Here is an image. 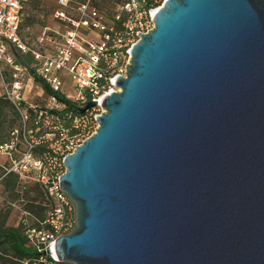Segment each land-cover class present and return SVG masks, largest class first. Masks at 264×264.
I'll list each match as a JSON object with an SVG mask.
<instances>
[{"label":"water","instance_id":"1","mask_svg":"<svg viewBox=\"0 0 264 264\" xmlns=\"http://www.w3.org/2000/svg\"><path fill=\"white\" fill-rule=\"evenodd\" d=\"M153 19L65 159L58 261L264 264V0H166Z\"/></svg>","mask_w":264,"mask_h":264},{"label":"built area","instance_id":"2","mask_svg":"<svg viewBox=\"0 0 264 264\" xmlns=\"http://www.w3.org/2000/svg\"><path fill=\"white\" fill-rule=\"evenodd\" d=\"M27 2L0 0L3 95L21 104L31 85L42 92L46 86L52 93L46 109L66 108L55 97L59 95L74 105V112L67 113L69 125L47 119L34 131H14L0 142V188L8 175L40 185L53 208L40 227L27 228L25 237L41 254L40 264H55L57 240L75 227L74 206L60 184L65 159L96 133L104 99L119 91L116 81L126 77L133 47L154 28L153 17L166 0H117L112 13L99 8L97 0H76L74 18L67 10L75 0H59L61 10L54 16L58 30H47L33 45L21 35ZM7 72L13 74L10 84ZM90 103L95 107L82 114Z\"/></svg>","mask_w":264,"mask_h":264},{"label":"rangeland","instance_id":"3","mask_svg":"<svg viewBox=\"0 0 264 264\" xmlns=\"http://www.w3.org/2000/svg\"><path fill=\"white\" fill-rule=\"evenodd\" d=\"M117 0H97L98 7L102 10H108L110 13L114 10V3ZM76 0L71 8L67 10L69 17L76 16ZM59 0H28L21 27L23 39L33 45L38 37L47 30H58V22L55 14L60 11ZM13 74L7 72L4 75L6 84H10ZM44 91V90H43ZM49 105L48 96L36 86H30L24 96L21 104H16L6 99L3 95V87L0 82V142L10 139L11 133L18 131L21 135L23 130L32 128L33 121L28 120L27 110L35 109L40 111L46 109ZM61 111L60 109H55ZM0 197V222L1 218L6 217L8 227L20 228L24 235L28 227H37L42 221L36 215L30 214L28 206L31 204L44 207L43 215L47 210V198L36 183L27 180H18L15 188H9L6 183L1 186ZM39 210V209H38ZM8 254V250H6Z\"/></svg>","mask_w":264,"mask_h":264},{"label":"trees","instance_id":"4","mask_svg":"<svg viewBox=\"0 0 264 264\" xmlns=\"http://www.w3.org/2000/svg\"><path fill=\"white\" fill-rule=\"evenodd\" d=\"M43 89L45 90V93L47 95H52L50 90L43 86ZM57 100L61 103H64L66 108L61 111L57 110H48V109H41L40 111H36L35 109L27 110L28 112V120L33 121L32 128L28 129V131H34L37 127H40L43 125V123L49 119L56 123H61L65 125H69L70 121L67 118V113L74 112L72 111L74 109V105L70 102L65 101L62 97L59 95H55ZM77 112H75L76 114ZM4 175V172L0 170V178H2ZM19 178L15 175H8L3 178L2 185L6 183V185L10 188H15L17 181ZM41 190L39 184H36ZM43 191V190H42ZM44 193V191H43ZM45 194V193H44ZM46 196V194H45ZM47 198V197H46ZM47 210L45 215H43V209L41 205H34L31 204L27 208L29 210L30 214L36 215L39 219L42 221L39 222L40 227L41 224L46 220L47 213L53 208V204L51 201L47 200ZM39 209V210H38ZM7 218H1L0 222V264H40L39 260L41 257V254L37 252V250L33 247H31L27 239L25 237V234L23 235L21 233L20 228H13L8 227L6 225ZM10 252L8 254L6 252ZM55 264H66V263H55Z\"/></svg>","mask_w":264,"mask_h":264}]
</instances>
